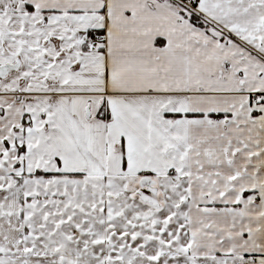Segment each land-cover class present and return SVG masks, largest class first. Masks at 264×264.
<instances>
[{
	"label": "snow or ice",
	"instance_id": "snow-or-ice-1",
	"mask_svg": "<svg viewBox=\"0 0 264 264\" xmlns=\"http://www.w3.org/2000/svg\"><path fill=\"white\" fill-rule=\"evenodd\" d=\"M0 264H264V0H0Z\"/></svg>",
	"mask_w": 264,
	"mask_h": 264
}]
</instances>
